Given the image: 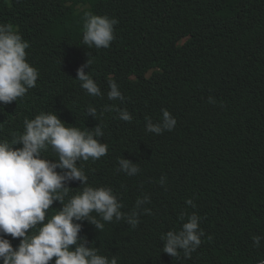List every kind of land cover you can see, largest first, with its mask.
Listing matches in <instances>:
<instances>
[{
    "label": "trees",
    "instance_id": "obj_1",
    "mask_svg": "<svg viewBox=\"0 0 264 264\" xmlns=\"http://www.w3.org/2000/svg\"><path fill=\"white\" fill-rule=\"evenodd\" d=\"M86 13L119 21L109 48L82 44ZM0 23L18 28L30 45L27 61L39 71L36 87L0 105V140L21 134L25 118L40 112L54 111L66 126L82 130L99 124L108 154L79 162L88 185L112 187L126 213L138 197H150L144 207L151 214L142 213L134 229L124 220L103 230L80 221L79 235L89 246L116 256L118 264L264 260V240L258 248L252 240L264 235V0H0ZM88 59L85 71L101 97L89 96L75 80ZM109 79L123 102L108 100ZM107 105L127 109L132 122L104 111ZM89 106L97 109L95 119L86 116ZM162 109L176 118L175 129L147 132L145 118L160 120ZM43 155L58 159L51 148ZM122 157L140 172H118ZM67 186L65 202L83 188L80 181ZM60 208L54 202L46 219ZM192 213L201 217V245L190 257L162 252L161 235L179 230ZM6 238L14 249L22 239Z\"/></svg>",
    "mask_w": 264,
    "mask_h": 264
},
{
    "label": "clouds",
    "instance_id": "obj_2",
    "mask_svg": "<svg viewBox=\"0 0 264 264\" xmlns=\"http://www.w3.org/2000/svg\"><path fill=\"white\" fill-rule=\"evenodd\" d=\"M118 23L116 18L107 15L86 13L82 44L89 49L109 48L116 38ZM29 47L18 28L0 23V105L16 102L36 87L39 71L27 61ZM90 64L88 59L77 69L75 80L80 81V87L89 96L101 97L100 86L89 71H85ZM108 87V100H125L115 80L109 79ZM209 102L214 103V98L209 97ZM104 111H116L120 120L132 122L127 109L107 105ZM161 112L162 118L156 122L145 118L147 132L160 135L175 129L176 118L167 109ZM88 115L95 119L97 109L89 106ZM23 123L21 134H13L11 140H0V264H50L53 257L54 264H118L116 256L101 255L99 248L88 245L87 239L79 235L82 230L79 222L86 220L97 230H103L105 223L124 220L134 229L142 213L151 214V210L144 207L150 203V197H138L134 208L126 213L112 187L88 185V176L79 162L96 161L108 154V145L101 139L104 131L99 124L90 130L68 127L54 111L40 112L31 120L25 118ZM15 145L22 147L14 148ZM49 148L58 159L50 160L43 155ZM117 171L135 176L140 168L122 157ZM72 181H80L83 188L65 202L70 189L67 185ZM160 184H165L164 177ZM54 202H59L62 208L46 219ZM185 203L196 206L192 199ZM179 219L184 221V215ZM200 220L198 214L192 213L179 230L162 234V252L177 257L183 251L185 257H190L204 236ZM8 235L13 239L22 238L15 249L6 238ZM252 240L258 248L264 235H255ZM260 264H264V260Z\"/></svg>",
    "mask_w": 264,
    "mask_h": 264
}]
</instances>
